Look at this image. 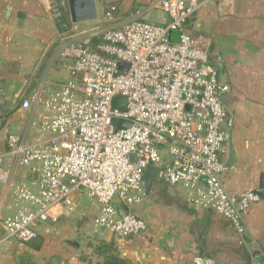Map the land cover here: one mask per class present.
<instances>
[{"label": "built area", "instance_id": "obj_1", "mask_svg": "<svg viewBox=\"0 0 264 264\" xmlns=\"http://www.w3.org/2000/svg\"><path fill=\"white\" fill-rule=\"evenodd\" d=\"M198 7L196 0H158L155 8L168 22L156 25L138 17L115 23L110 6L93 25L67 30L59 50L67 80L45 98L34 95L41 114L32 124L35 139L10 134L0 155L1 185L16 165L35 176L33 187L21 183L11 191L6 238L33 239L39 225L56 221L54 208L73 213L78 191L99 206L94 229L119 240L135 237L146 224L122 208L142 202L149 167L165 184L181 187L194 209L210 210L244 233L243 218L260 197L229 193L222 183L234 116L223 104L228 86L187 30ZM117 97L125 99L123 110L113 108ZM121 121L129 126L118 128ZM192 264L216 262L196 255Z\"/></svg>", "mask_w": 264, "mask_h": 264}, {"label": "crops", "instance_id": "obj_2", "mask_svg": "<svg viewBox=\"0 0 264 264\" xmlns=\"http://www.w3.org/2000/svg\"><path fill=\"white\" fill-rule=\"evenodd\" d=\"M198 10L187 30L210 54L218 82L227 85L224 107L234 116L228 131L224 188L232 194L255 191L263 182V196L243 218L237 235L225 219L210 210H196L181 187L155 175L142 202L124 212L144 220L145 232L127 240L94 229L98 204L78 191L75 211L54 208L55 222L35 230L29 241L6 238L2 221L13 212L15 185L35 183L28 167L14 166L10 181L0 184V264H101L98 248L111 244L114 254L128 264H192L196 255L216 264H262L264 261V0H196ZM158 0H102V16L113 6L115 23L138 17L165 25L167 16L155 8ZM59 0H0V155L6 138L15 134L35 139L33 123L41 117L33 97L45 98L68 78L59 60L69 26L52 13ZM138 13V15H136ZM95 21V22H96ZM95 22L84 25H93ZM176 39L172 33L170 38ZM29 102L28 108L22 103ZM235 160L228 167V144ZM145 188V187H144Z\"/></svg>", "mask_w": 264, "mask_h": 264}, {"label": "water", "instance_id": "obj_3", "mask_svg": "<svg viewBox=\"0 0 264 264\" xmlns=\"http://www.w3.org/2000/svg\"><path fill=\"white\" fill-rule=\"evenodd\" d=\"M102 0H59L58 6L53 7L52 13H55L58 17L64 19L59 25V28H64L69 25L86 24L95 22L98 16H102V12L98 10V6ZM172 41L175 40L172 38ZM124 64H119L118 68L123 69ZM125 105V99L122 97H117L113 100V108L123 110ZM129 124L127 122L121 121L118 128H126ZM229 161L227 166L230 167L235 160V152L232 145L228 144ZM134 160V157H131ZM159 171L157 167H149L144 172V185L147 191L152 179ZM259 197L263 196V182L260 180L259 187L254 191Z\"/></svg>", "mask_w": 264, "mask_h": 264}, {"label": "trees", "instance_id": "obj_4", "mask_svg": "<svg viewBox=\"0 0 264 264\" xmlns=\"http://www.w3.org/2000/svg\"><path fill=\"white\" fill-rule=\"evenodd\" d=\"M98 251L103 256V262L101 264H128L114 254L111 244L102 245L98 248Z\"/></svg>", "mask_w": 264, "mask_h": 264}, {"label": "rangeland", "instance_id": "obj_5", "mask_svg": "<svg viewBox=\"0 0 264 264\" xmlns=\"http://www.w3.org/2000/svg\"><path fill=\"white\" fill-rule=\"evenodd\" d=\"M69 28L71 29V28H72V25H70ZM69 28H68V29H69ZM70 29H69V30H70ZM69 30H68V31H69ZM79 193L82 194L83 196H85V194H84L82 191L79 192ZM132 214H133V213H132ZM134 215H135V214H134Z\"/></svg>", "mask_w": 264, "mask_h": 264}]
</instances>
